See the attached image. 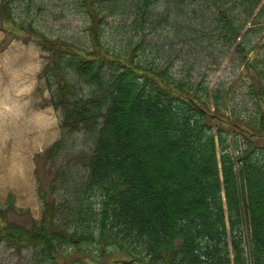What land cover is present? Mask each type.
<instances>
[{"label":"trees","instance_id":"trees-1","mask_svg":"<svg viewBox=\"0 0 264 264\" xmlns=\"http://www.w3.org/2000/svg\"><path fill=\"white\" fill-rule=\"evenodd\" d=\"M55 1L0 0V29L47 53L41 75L62 113L60 138L37 155L53 173L41 215L7 201L0 245L24 264H264V57L246 62L251 107L237 112L227 91L141 59V41L127 53L103 43L122 16L179 44L204 23L195 35L243 60L263 37L264 0H72L91 43L53 32L45 12L68 9ZM78 132L96 137L77 147Z\"/></svg>","mask_w":264,"mask_h":264},{"label":"rangeland","instance_id":"rangeland-1","mask_svg":"<svg viewBox=\"0 0 264 264\" xmlns=\"http://www.w3.org/2000/svg\"><path fill=\"white\" fill-rule=\"evenodd\" d=\"M68 1L66 4L67 0H59L60 4L68 6L64 13H56L58 16L55 17L48 11L45 12V19L55 34L69 40L91 43L86 22L71 9L73 1ZM44 2L53 5L56 1ZM74 5L78 6L77 2ZM189 10L194 24L203 22L208 15L207 9L201 5H191ZM116 20L114 30L109 37H105L104 44L127 53V48H122L124 45H138L141 41V59L157 66L168 64L172 73L179 78L227 91L231 96L232 109L237 112L251 107L247 93L253 68L246 62L264 57V33L248 57L241 60L232 54L235 45L225 54L226 46L195 35L205 26L204 23L193 25L196 27H193L189 41L179 44L167 38L166 33L153 37L138 32L132 19L127 16ZM46 62L47 53L39 45L0 29V207L12 201L18 208H28L35 218L40 217L42 210L38 186L42 184L49 189L53 179V173L43 160L37 159V155L58 140L62 133V113L49 103L51 88L48 78L51 77L41 75ZM50 81L53 82V79ZM82 133H76L72 145L88 146L96 137V133L88 137ZM229 139L233 143L232 135ZM231 149H234V145ZM155 152L158 154L156 159L164 163L163 168L167 172L179 167L172 158H167L165 151L157 149L150 150V160L153 153L155 159ZM24 261L11 249L0 245V264H24Z\"/></svg>","mask_w":264,"mask_h":264},{"label":"bare ground","instance_id":"bare-ground-1","mask_svg":"<svg viewBox=\"0 0 264 264\" xmlns=\"http://www.w3.org/2000/svg\"><path fill=\"white\" fill-rule=\"evenodd\" d=\"M240 230V229H239Z\"/></svg>","mask_w":264,"mask_h":264}]
</instances>
